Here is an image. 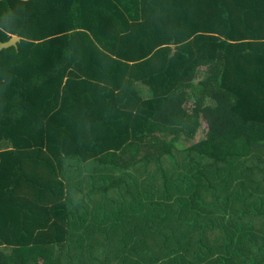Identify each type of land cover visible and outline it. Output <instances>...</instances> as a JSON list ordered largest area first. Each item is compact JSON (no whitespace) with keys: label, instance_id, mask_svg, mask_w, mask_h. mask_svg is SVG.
<instances>
[{"label":"trees","instance_id":"trees-1","mask_svg":"<svg viewBox=\"0 0 264 264\" xmlns=\"http://www.w3.org/2000/svg\"><path fill=\"white\" fill-rule=\"evenodd\" d=\"M11 36L0 264H264V0H0Z\"/></svg>","mask_w":264,"mask_h":264},{"label":"water","instance_id":"water-1","mask_svg":"<svg viewBox=\"0 0 264 264\" xmlns=\"http://www.w3.org/2000/svg\"><path fill=\"white\" fill-rule=\"evenodd\" d=\"M20 42V38L17 36H11L6 42L0 41V51L6 48H17V44Z\"/></svg>","mask_w":264,"mask_h":264},{"label":"rangeland","instance_id":"rangeland-1","mask_svg":"<svg viewBox=\"0 0 264 264\" xmlns=\"http://www.w3.org/2000/svg\"><path fill=\"white\" fill-rule=\"evenodd\" d=\"M200 136H202V134H200ZM199 138H202V137H199ZM199 138H197L196 140H199ZM181 147V146H180ZM7 148V144L6 143H3L0 147V150H4Z\"/></svg>","mask_w":264,"mask_h":264},{"label":"crops","instance_id":"crops-1","mask_svg":"<svg viewBox=\"0 0 264 264\" xmlns=\"http://www.w3.org/2000/svg\"><path fill=\"white\" fill-rule=\"evenodd\" d=\"M1 153V152H0Z\"/></svg>","mask_w":264,"mask_h":264}]
</instances>
